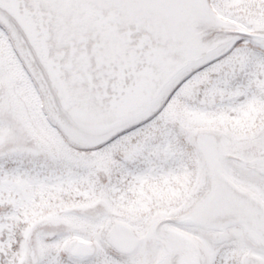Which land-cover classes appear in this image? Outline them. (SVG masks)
<instances>
[{
	"label": "snow or ice",
	"instance_id": "snow-or-ice-1",
	"mask_svg": "<svg viewBox=\"0 0 264 264\" xmlns=\"http://www.w3.org/2000/svg\"><path fill=\"white\" fill-rule=\"evenodd\" d=\"M0 264H264V0H0Z\"/></svg>",
	"mask_w": 264,
	"mask_h": 264
}]
</instances>
